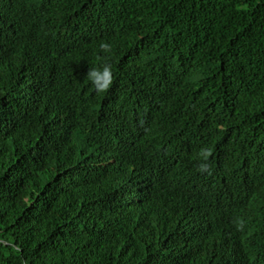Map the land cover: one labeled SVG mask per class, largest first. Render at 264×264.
I'll use <instances>...</instances> for the list:
<instances>
[{
  "label": "trees",
  "instance_id": "obj_1",
  "mask_svg": "<svg viewBox=\"0 0 264 264\" xmlns=\"http://www.w3.org/2000/svg\"><path fill=\"white\" fill-rule=\"evenodd\" d=\"M0 264H264V0H0Z\"/></svg>",
  "mask_w": 264,
  "mask_h": 264
},
{
  "label": "clouds",
  "instance_id": "obj_2",
  "mask_svg": "<svg viewBox=\"0 0 264 264\" xmlns=\"http://www.w3.org/2000/svg\"><path fill=\"white\" fill-rule=\"evenodd\" d=\"M98 49L103 53H110L111 45L108 42L100 41ZM86 77L94 92L98 94L105 93L110 89V86L113 83V71L111 65L105 63L99 67L89 68ZM198 156L200 161L198 164V171L201 173L209 171L208 158L210 156V150L207 148H201L198 152Z\"/></svg>",
  "mask_w": 264,
  "mask_h": 264
}]
</instances>
